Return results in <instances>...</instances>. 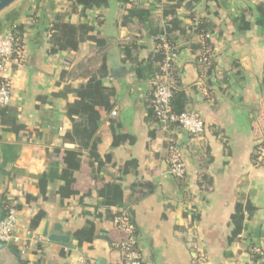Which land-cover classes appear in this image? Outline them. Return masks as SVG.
I'll list each match as a JSON object with an SVG mask.
<instances>
[{"label":"crops","instance_id":"1","mask_svg":"<svg viewBox=\"0 0 264 264\" xmlns=\"http://www.w3.org/2000/svg\"><path fill=\"white\" fill-rule=\"evenodd\" d=\"M107 2L84 10L75 0H17L0 12V34L17 25L21 41V54L6 72L11 103L0 107V215L15 207L22 237L19 243L0 240V264H121L119 244L127 233L108 217L121 208L104 205L100 195L114 182L122 186L143 264H264V34L255 25L240 28L243 10L264 0H202L195 18H209L214 32L173 45L164 30L160 45L138 20L123 23L135 7L164 27L168 0ZM188 14L180 6V20L196 22ZM58 17L89 23V35L104 43L87 39L77 50L51 53ZM247 19L253 23L255 15ZM132 42L139 51L124 60L123 48ZM165 45L178 53L174 66L189 108L204 119L197 136L178 126L165 130L151 116L156 70L150 57ZM103 60L108 75L102 81L115 96L111 111L98 107L97 151L104 163L111 154V162L98 169L89 148L65 139L73 129L66 110L79 99L68 89L87 83ZM171 145L186 163L183 177L169 171ZM240 198L255 210L246 212L243 231L230 244L231 215ZM40 211L45 215L31 229ZM89 222L97 238L79 246L74 233Z\"/></svg>","mask_w":264,"mask_h":264},{"label":"trees","instance_id":"2","mask_svg":"<svg viewBox=\"0 0 264 264\" xmlns=\"http://www.w3.org/2000/svg\"><path fill=\"white\" fill-rule=\"evenodd\" d=\"M127 2L129 0H121ZM202 0H168L167 5L164 7L163 16L169 18L164 27L158 26L148 10H141L138 8H131L123 18L125 25H132L136 23L144 24L150 31V34L157 37V43L162 44L160 36L162 30H164V36L167 42L171 45L176 44L179 38H185L190 40L193 37L199 35L206 36L214 32L215 24L209 18H201L196 20L194 14V8ZM76 4H82L84 10L93 7H101L106 5L107 0H75ZM180 6H184L189 14L187 15L194 23H184L178 16V9ZM248 15H255L254 22L252 23L247 19ZM240 28L246 30L250 29L252 25L257 26L260 32L264 34V3H260L254 6H248L241 13ZM94 30V26L89 23H81L75 25L66 21H62L60 17L53 23L51 27V53H57L65 50H77L79 44L84 40H92L100 45L104 43L103 40L98 39L96 36L89 35ZM189 32V33H188ZM190 35V36H189ZM207 43V41H206ZM197 49V46H193ZM139 51V46L136 42L129 43L124 46L123 52L125 54L124 60L135 57ZM166 50L164 47H159L158 50L151 55L150 61L153 63L156 70V77L162 73V67L165 62ZM108 75V66L105 60H103L98 71L91 76L87 83L80 85L77 88L68 89V91L74 92L78 96V100L70 103L67 107L66 114L73 123V129L65 135V139L72 140L82 148H89L90 155L98 164V169H101L104 164L111 162V154L106 155V162L101 160V157L97 151V146L101 141V137L98 134L100 126V113L98 107H104L106 110L111 111L114 107V88L107 87L103 84L102 79ZM171 81L173 82V98L172 106L176 113H182L190 110L189 97L185 91L181 89L180 78L176 75L175 66L173 64L171 68ZM151 116L157 120L152 101ZM5 122V119H3ZM116 140L114 144H117ZM260 145L256 148L259 149ZM71 153V152H70ZM258 153L254 154L255 160L258 159ZM93 164V161H92ZM74 169V167H69ZM77 168V165L76 167ZM68 169L64 172V178H66ZM71 182V180H70ZM68 182V185L69 183ZM65 195V192H62ZM100 195L103 197V204L106 206H117L121 210H126L131 221L133 222L131 212L128 208H125L123 201L122 186L118 182L109 183L101 190ZM121 210L115 214L108 211V217L114 220V218L121 213ZM255 210V206L249 201V199L240 198L234 208V212L231 215L230 224L232 231L230 233L228 242L232 244L237 241L240 234L243 231V221L246 212ZM44 212L37 213L30 222V228L34 229L39 226L41 220L44 217ZM97 238L96 226L94 222H89L87 225L78 229L74 233V239L79 246H83L86 243H91ZM120 248V247H119ZM121 250V249H120ZM258 259L257 256L254 257ZM124 259V257H123Z\"/></svg>","mask_w":264,"mask_h":264},{"label":"built area","instance_id":"3","mask_svg":"<svg viewBox=\"0 0 264 264\" xmlns=\"http://www.w3.org/2000/svg\"><path fill=\"white\" fill-rule=\"evenodd\" d=\"M166 57L162 73L154 80L153 110L159 125L169 130L178 126L190 136H197L205 129L202 115L190 109L182 113L173 110V82L171 81V68L177 58L175 48L165 45ZM21 54V41L17 25H13L6 32L0 34V107L8 106L12 99V84L7 77L8 65ZM169 171L173 176L183 177L186 174V163L180 150L175 146L170 147ZM18 217L15 207H9L5 215H0V240L5 243H19L22 239L18 229ZM113 223L126 231L127 237L119 244L123 253L121 264H143L142 257L136 248L135 225L126 210H121ZM68 251V247H65ZM87 264H94L90 261Z\"/></svg>","mask_w":264,"mask_h":264},{"label":"water","instance_id":"4","mask_svg":"<svg viewBox=\"0 0 264 264\" xmlns=\"http://www.w3.org/2000/svg\"><path fill=\"white\" fill-rule=\"evenodd\" d=\"M17 0H0V12L5 10L7 7H9L12 3H14ZM121 70L126 71L127 67L125 65H121ZM50 239L57 242L62 243H69L70 237L65 235H50ZM98 264H106L104 259H99Z\"/></svg>","mask_w":264,"mask_h":264}]
</instances>
